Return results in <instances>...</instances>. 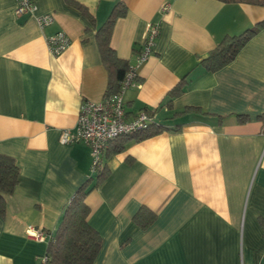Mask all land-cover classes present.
<instances>
[{
  "label": "crops",
  "instance_id": "1",
  "mask_svg": "<svg viewBox=\"0 0 264 264\" xmlns=\"http://www.w3.org/2000/svg\"><path fill=\"white\" fill-rule=\"evenodd\" d=\"M34 1V14L18 16L16 0H0V152L20 170L0 213V264H38L47 242L29 238L27 227L53 233L77 188L95 179L89 146L63 144L60 135L75 129L82 100L106 94L95 35L118 2L127 12L110 45L130 65L147 24L159 28L152 55L124 93L126 118L148 110L168 128L120 151L116 140L106 148V175L86 197L102 240L93 264H264V26L219 70L200 64L225 35L264 21V7ZM42 13L53 22L40 27ZM57 31L70 44L53 55L47 37Z\"/></svg>",
  "mask_w": 264,
  "mask_h": 264
},
{
  "label": "trees",
  "instance_id": "2",
  "mask_svg": "<svg viewBox=\"0 0 264 264\" xmlns=\"http://www.w3.org/2000/svg\"><path fill=\"white\" fill-rule=\"evenodd\" d=\"M222 2H243L264 7V0H219ZM82 9V12L88 13L87 9L81 4L74 1ZM127 7L123 2L116 3L110 11L105 22L97 29L96 41L102 62L108 72L107 93L116 92L120 82L123 79L130 64L119 58L110 45V37L115 22L118 18L125 16ZM92 19V18H91ZM264 26V21L257 23L255 26L245 29L244 31L234 34L225 35L221 41L208 54L202 58L200 64L207 71H216L230 63L238 54L240 49L252 38L259 28ZM179 85L176 86V90ZM201 114L206 112L196 108ZM151 113H154L150 111ZM241 119L244 117L240 116ZM168 128L158 123L155 118L149 122L146 127L135 132L134 134L121 136L115 139L118 146L115 148L120 151L124 148L127 141H138L148 135L155 134L160 130ZM113 140V141H115ZM95 179L89 177L74 192L72 198L63 208L61 219L51 238L47 242L45 253L49 257V264H93L101 247V236L99 232L90 225L88 217L91 209L86 201L88 193L96 188L100 180L105 177L106 170L103 166L96 169ZM20 170L13 157L0 152V213L3 214L6 207V196L11 195L19 180ZM141 223L145 226L154 216ZM137 217L141 212L136 213Z\"/></svg>",
  "mask_w": 264,
  "mask_h": 264
},
{
  "label": "built area",
  "instance_id": "3",
  "mask_svg": "<svg viewBox=\"0 0 264 264\" xmlns=\"http://www.w3.org/2000/svg\"><path fill=\"white\" fill-rule=\"evenodd\" d=\"M34 0H16V15H31L36 11ZM167 5L163 9H166ZM40 27L51 24L54 17L51 13L36 15ZM159 34L156 24L148 23L144 37L140 43L135 62L131 64L120 82L116 92L107 93L100 101L82 100L74 130L65 129L60 135L63 144L83 142L90 148L92 155L91 171L94 172L102 166L103 155L109 143L121 136L134 134L143 129L154 118V113L140 110L131 118H126L124 93L134 85L138 77V68L153 53L155 39ZM49 51L59 55L70 44L69 37L64 31L47 37ZM26 235L37 241H46L51 238V233L39 227L29 226ZM38 264H49V257L43 253L37 258Z\"/></svg>",
  "mask_w": 264,
  "mask_h": 264
}]
</instances>
